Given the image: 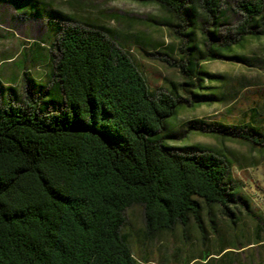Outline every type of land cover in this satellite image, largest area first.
<instances>
[{
  "label": "trees",
  "instance_id": "obj_1",
  "mask_svg": "<svg viewBox=\"0 0 264 264\" xmlns=\"http://www.w3.org/2000/svg\"><path fill=\"white\" fill-rule=\"evenodd\" d=\"M143 1L183 21L195 11L186 0ZM197 7L209 18L225 15L221 0H199ZM238 8L244 14L239 40L257 35L258 27L264 33V0H241ZM65 21L72 20L58 13L48 19L57 51L48 83L51 97L35 101L29 93L22 104L12 97L0 100V264H151L135 254L123 232L134 207L142 208L149 239L191 223L205 239L206 219L214 233L220 218L237 223L242 208L231 163L206 146L177 148L165 142L180 107L178 93L153 90L111 29ZM225 39L227 47L216 45L180 65L185 92L202 88L201 59L229 58L225 52L235 41ZM193 93L199 104L216 96ZM262 108L256 102L237 124L214 127L237 131L243 142L264 147ZM263 233L264 223L257 225L255 242L243 248L264 245ZM227 250L220 246L201 257L207 264L221 261L233 252Z\"/></svg>",
  "mask_w": 264,
  "mask_h": 264
},
{
  "label": "rangeland",
  "instance_id": "obj_2",
  "mask_svg": "<svg viewBox=\"0 0 264 264\" xmlns=\"http://www.w3.org/2000/svg\"><path fill=\"white\" fill-rule=\"evenodd\" d=\"M186 1L195 11L183 21L152 1L0 0V100L8 102L12 97L15 103L22 104L29 93L35 101L51 97L47 94L48 83L57 51L48 24L50 14L70 17L72 21L66 24L111 29L134 57L149 86L153 90L176 91L181 99L165 131L166 144L177 148L202 145L224 156L232 165L242 208L234 217L237 223L220 218L215 233L206 219L205 239L193 223L185 230L177 228L173 233L149 239L142 208H131L123 232L130 236L135 254L148 257L151 264H182L188 258H195V264H207L201 255L206 251L215 253L222 246L233 251L231 255L221 261L211 259L209 264H264V245L243 248L255 242L257 225L264 223V147L243 142L237 131L215 128L218 123L237 124L243 112L256 102L264 109V33L258 27L253 30L257 35L248 34L239 40L236 33L244 21L238 8L241 0H221L225 15L219 19L209 18L197 7L199 0ZM226 37L235 41L225 52L229 58L201 59L202 81L198 82L202 88L186 87L190 91L185 92L182 85L187 80L180 65L188 56L197 57L216 45L227 47ZM235 55L244 60H234ZM194 91L216 96L214 101L199 104ZM259 236L264 237V233ZM234 240L236 249L230 248Z\"/></svg>",
  "mask_w": 264,
  "mask_h": 264
}]
</instances>
